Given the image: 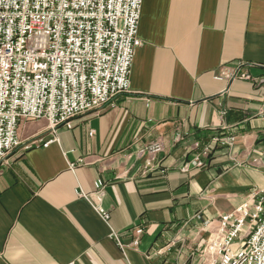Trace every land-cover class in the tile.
Wrapping results in <instances>:
<instances>
[{"label": "crops", "instance_id": "crops-1", "mask_svg": "<svg viewBox=\"0 0 264 264\" xmlns=\"http://www.w3.org/2000/svg\"><path fill=\"white\" fill-rule=\"evenodd\" d=\"M139 38L128 93L55 135L20 128L0 166V264H207L221 217L264 196V85L218 78L264 77V0H144ZM98 181L108 222L80 196Z\"/></svg>", "mask_w": 264, "mask_h": 264}, {"label": "built area", "instance_id": "built-area-1", "mask_svg": "<svg viewBox=\"0 0 264 264\" xmlns=\"http://www.w3.org/2000/svg\"><path fill=\"white\" fill-rule=\"evenodd\" d=\"M143 2L0 0V162L21 145V123L46 120L52 130L72 128L75 118L98 114L130 91L132 66L142 46ZM230 74L225 70L218 78L238 76ZM163 151L156 143L143 153ZM195 164L204 166L200 159ZM80 196L105 222L110 220L102 182L92 195ZM219 232L222 239L217 248L211 241L207 264H264V196L222 216ZM143 233L142 228L134 231L133 247H139ZM110 237L124 249L115 232Z\"/></svg>", "mask_w": 264, "mask_h": 264}, {"label": "rangeland", "instance_id": "rangeland-1", "mask_svg": "<svg viewBox=\"0 0 264 264\" xmlns=\"http://www.w3.org/2000/svg\"><path fill=\"white\" fill-rule=\"evenodd\" d=\"M234 73H237L238 76H236V78L230 77L231 81H234V80H236V79H241V80H244V81H250V82H253V83H255V84L258 85V86H262V85H264V77L253 78V77L250 76L249 74H239V72H234ZM234 73H232L233 76L235 75ZM232 74H230V75H232ZM243 76H246V77H243ZM247 77H250V79H248ZM103 110H104V109H103ZM101 112H102V111H101ZM223 112H224V111H223ZM223 112H222V113H223ZM99 113H100V112H99ZM79 117H80V116H79ZM77 118H78V117H77ZM75 119H76V118H75ZM75 119H74V120H75ZM39 121H43V120H37V121L32 120V121H28V122H23V123H21L20 126H19V131H20V128H21L23 125L30 124V123H36V122H39ZM47 122H48V121H47ZM48 123H49V122H48ZM73 123H74V121H73ZM49 125H50V124H49ZM72 128H73V126H72ZM72 128H67V129H72ZM51 130H52V129H51ZM56 131H57V130H52V132H53L54 135L56 134ZM18 134H19V132H18ZM55 138H56V137H55ZM55 138H54V139H55ZM19 139H20V136H19ZM215 139H219L220 142L215 143V142H214ZM215 139H213V144H212V145L214 146V148H215V146H218V144H222V143H221L222 139H220V138H215ZM223 141H224V140H223ZM234 141H235V140H234ZM20 142H21V139H20ZM233 143H234V142H233ZM227 145H232V144H227ZM21 146H22V142H21V145H20L18 148H20ZM213 146H207V147L204 149V152L202 153V155H200V156L198 155V156L195 158V162H196V159H200V160L204 163L203 168L206 167V165H207V161L210 160V156H211V154H212V150H211L210 155L205 156L204 154H205V152H206V149L209 148V147L212 148ZM18 148H16L15 150H13V151L11 152V154L14 153V151H16ZM11 154H10V155H11ZM10 155H9V156H10ZM9 156L5 157L4 160H2V161L0 162V166L3 165V164L8 160ZM200 168H201V167H200ZM98 182H99V181H98ZM102 184H103V183H102ZM103 188H104V186H103ZM252 199H254V198L252 197ZM243 203H244V202H243ZM243 203H242V204H243ZM216 232H219V229L215 231V233H214L213 236H212L211 241H213V238H214ZM217 234H219V233H217ZM211 241H210V243H211ZM210 243H209V246H210ZM209 246H208L207 249L204 251V255L208 256V259L210 258L209 254H208V252H209Z\"/></svg>", "mask_w": 264, "mask_h": 264}, {"label": "bare ground", "instance_id": "bare-ground-1", "mask_svg": "<svg viewBox=\"0 0 264 264\" xmlns=\"http://www.w3.org/2000/svg\"><path fill=\"white\" fill-rule=\"evenodd\" d=\"M221 239L222 238H220L219 237V234H216V236H215V238H214V240H213V242H216V241H221ZM215 246H216V248L218 247V245H219V243H216V244H214ZM217 249H214V251H216ZM213 251V252H214Z\"/></svg>", "mask_w": 264, "mask_h": 264}]
</instances>
